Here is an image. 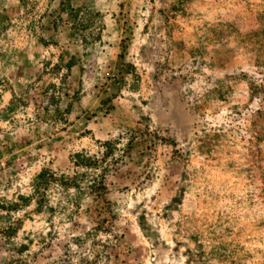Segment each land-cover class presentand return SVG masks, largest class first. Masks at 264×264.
<instances>
[{"label":"rangeland","instance_id":"obj_1","mask_svg":"<svg viewBox=\"0 0 264 264\" xmlns=\"http://www.w3.org/2000/svg\"><path fill=\"white\" fill-rule=\"evenodd\" d=\"M0 264H264V0H0Z\"/></svg>","mask_w":264,"mask_h":264}]
</instances>
